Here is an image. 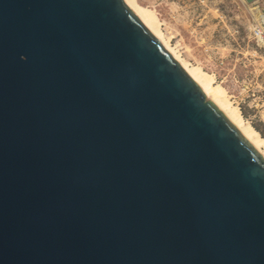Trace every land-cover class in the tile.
<instances>
[{
    "label": "water",
    "instance_id": "water-1",
    "mask_svg": "<svg viewBox=\"0 0 264 264\" xmlns=\"http://www.w3.org/2000/svg\"><path fill=\"white\" fill-rule=\"evenodd\" d=\"M0 264H264V159L125 0H0Z\"/></svg>",
    "mask_w": 264,
    "mask_h": 264
},
{
    "label": "rangeland",
    "instance_id": "rangeland-1",
    "mask_svg": "<svg viewBox=\"0 0 264 264\" xmlns=\"http://www.w3.org/2000/svg\"><path fill=\"white\" fill-rule=\"evenodd\" d=\"M135 1L155 11L162 36L179 58L212 75L213 87L225 90L264 139V45L254 33L264 29V0Z\"/></svg>",
    "mask_w": 264,
    "mask_h": 264
},
{
    "label": "bare ground",
    "instance_id": "bare-ground-1",
    "mask_svg": "<svg viewBox=\"0 0 264 264\" xmlns=\"http://www.w3.org/2000/svg\"><path fill=\"white\" fill-rule=\"evenodd\" d=\"M125 2L145 24V26L162 42L168 51L186 69L192 79L205 91L207 98L225 114L242 136L264 159V150L262 149L264 146V139L248 122L244 121L238 107L230 104L225 90L219 85L213 87V76L204 72L199 67H192L185 64L179 58L175 50L169 46L167 40L162 36L159 28L160 22L154 10L140 6L135 0H125ZM261 40L264 42V36L261 37Z\"/></svg>",
    "mask_w": 264,
    "mask_h": 264
},
{
    "label": "built area",
    "instance_id": "built-area-1",
    "mask_svg": "<svg viewBox=\"0 0 264 264\" xmlns=\"http://www.w3.org/2000/svg\"><path fill=\"white\" fill-rule=\"evenodd\" d=\"M262 32H264V29L257 28L254 33H255V36L257 37L258 43L261 45H264V44H262V41H261V37L264 36V34H262Z\"/></svg>",
    "mask_w": 264,
    "mask_h": 264
}]
</instances>
